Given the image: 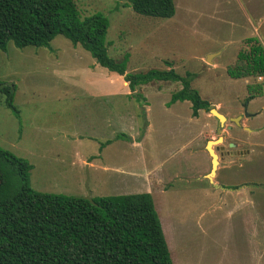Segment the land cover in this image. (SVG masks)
Masks as SVG:
<instances>
[{"label": "rangeland", "instance_id": "rangeland-1", "mask_svg": "<svg viewBox=\"0 0 264 264\" xmlns=\"http://www.w3.org/2000/svg\"><path fill=\"white\" fill-rule=\"evenodd\" d=\"M74 1L81 18L108 17V53L126 58V73L192 72V87L227 120L172 103L179 81L131 90L125 75L57 35L49 47L0 50V80L15 85L19 111L1 97L0 147L32 164L37 191L150 192L174 264H264V75L229 73L246 63L242 54L264 49V0H175L171 18L139 14L129 0ZM217 139L209 180L207 143Z\"/></svg>", "mask_w": 264, "mask_h": 264}, {"label": "trees", "instance_id": "trees-1", "mask_svg": "<svg viewBox=\"0 0 264 264\" xmlns=\"http://www.w3.org/2000/svg\"><path fill=\"white\" fill-rule=\"evenodd\" d=\"M129 3L146 16L171 18L176 13L175 0ZM108 28V17L101 13L81 18L74 0H0V50L7 51L10 42L18 48L49 47L63 35L89 51L101 66L125 75L131 90L154 80L179 81L182 88L172 94V103L190 101L195 117L201 109H211L192 87V72L181 75L170 68L126 73V58L108 53ZM245 59L242 67L229 70L232 77L264 75L262 46H254ZM14 90L15 85L0 80V103L4 96L5 105L18 116ZM31 169L27 159L0 147V264H174L150 192L91 202L35 190L28 183Z\"/></svg>", "mask_w": 264, "mask_h": 264}, {"label": "water", "instance_id": "water-1", "mask_svg": "<svg viewBox=\"0 0 264 264\" xmlns=\"http://www.w3.org/2000/svg\"><path fill=\"white\" fill-rule=\"evenodd\" d=\"M209 58H208V60H209ZM247 105L248 104H245V116L246 117H248L250 115L247 111ZM210 111L219 119L220 123H222V121L227 120L226 116H224L222 113L218 112V110L211 108ZM239 119H242V115L238 116L237 118H233V120L235 121L236 124H240V122L238 121ZM248 130L251 131V129H248ZM219 140H221V138H219ZM215 141H218V139L217 140H210L207 143V150L212 157V169H211V172L209 173V177H208L209 180H212L211 176L216 174V169L218 167V155L216 154L214 149L209 146L210 143H213ZM230 146H234V144H231ZM85 198L90 200L91 202H93V198L90 195L86 196Z\"/></svg>", "mask_w": 264, "mask_h": 264}, {"label": "flooded vegetation", "instance_id": "flooded-vegetation-1", "mask_svg": "<svg viewBox=\"0 0 264 264\" xmlns=\"http://www.w3.org/2000/svg\"><path fill=\"white\" fill-rule=\"evenodd\" d=\"M250 53V52H249ZM249 55V54H248ZM244 57H245V55H244ZM246 60V63L248 62V60L247 59H245ZM245 104H249V101L247 100L246 101V103ZM245 104L243 105L244 106V116H245ZM247 108H248V105H247ZM249 113V112H248ZM250 115L248 116V118L249 117H253L254 115H256L255 113H249ZM243 115H242V117H244ZM246 117V116H245ZM231 119H233V118H231ZM248 152V151H247ZM241 154H243L244 152H240Z\"/></svg>", "mask_w": 264, "mask_h": 264}, {"label": "bare ground", "instance_id": "bare-ground-1", "mask_svg": "<svg viewBox=\"0 0 264 264\" xmlns=\"http://www.w3.org/2000/svg\"><path fill=\"white\" fill-rule=\"evenodd\" d=\"M211 144H212V143H210V145H209L210 147H211Z\"/></svg>", "mask_w": 264, "mask_h": 264}]
</instances>
